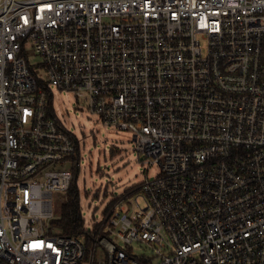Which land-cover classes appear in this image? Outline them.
Here are the masks:
<instances>
[{
	"label": "built area",
	"instance_id": "1",
	"mask_svg": "<svg viewBox=\"0 0 264 264\" xmlns=\"http://www.w3.org/2000/svg\"><path fill=\"white\" fill-rule=\"evenodd\" d=\"M52 89L156 170L90 246L50 226L81 158ZM0 264H264V0H0Z\"/></svg>",
	"mask_w": 264,
	"mask_h": 264
},
{
	"label": "rangeland",
	"instance_id": "2",
	"mask_svg": "<svg viewBox=\"0 0 264 264\" xmlns=\"http://www.w3.org/2000/svg\"><path fill=\"white\" fill-rule=\"evenodd\" d=\"M32 62L39 59L33 58ZM52 91L56 118L81 145L76 186L84 229L89 231L119 198L129 194L145 177L153 178L156 170L142 164V157L134 150V134L104 126L72 93ZM64 196L53 193L55 219Z\"/></svg>",
	"mask_w": 264,
	"mask_h": 264
},
{
	"label": "trees",
	"instance_id": "3",
	"mask_svg": "<svg viewBox=\"0 0 264 264\" xmlns=\"http://www.w3.org/2000/svg\"><path fill=\"white\" fill-rule=\"evenodd\" d=\"M53 233L62 236H85L87 246H90V232L84 229V222L79 206V194L74 179L64 201L59 206L58 218L50 222ZM93 228H97L94 225Z\"/></svg>",
	"mask_w": 264,
	"mask_h": 264
}]
</instances>
